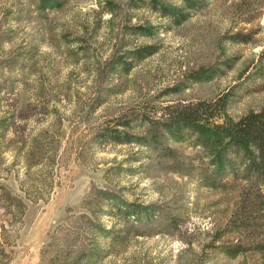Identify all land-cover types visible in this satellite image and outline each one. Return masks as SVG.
Returning a JSON list of instances; mask_svg holds the SVG:
<instances>
[{
	"label": "rangeland",
	"instance_id": "obj_1",
	"mask_svg": "<svg viewBox=\"0 0 264 264\" xmlns=\"http://www.w3.org/2000/svg\"><path fill=\"white\" fill-rule=\"evenodd\" d=\"M133 2L67 0L41 10L38 0H0V264H264L252 251L229 258L221 250L239 237L249 246L228 223L241 191L258 184L230 176L205 186L212 168L191 139L168 141L170 158L104 136L120 115L134 116L132 131L142 134L144 116L226 93L235 119L263 109L264 79L250 67L264 31L255 44L226 40L252 27L234 13L236 0H206L182 25L148 0ZM140 25L154 27L153 35L134 34ZM145 45L156 53L129 73L112 71ZM227 59L231 68L222 66ZM213 66L220 72L211 81L189 80ZM125 202L153 205L163 218H124Z\"/></svg>",
	"mask_w": 264,
	"mask_h": 264
},
{
	"label": "trees",
	"instance_id": "obj_2",
	"mask_svg": "<svg viewBox=\"0 0 264 264\" xmlns=\"http://www.w3.org/2000/svg\"><path fill=\"white\" fill-rule=\"evenodd\" d=\"M147 0H134L133 6H139ZM181 5L167 3L165 0H148L153 11L169 19L174 25H182L191 13L205 6L206 0H180ZM234 13L239 14L243 23L251 25L247 32H230L226 40L231 44H255V36L264 31L261 24L264 15V0H236ZM67 0H38L41 10L61 8ZM134 34L152 36L154 27L140 25L134 27ZM156 47L145 45L130 51V56H122L112 64V71L118 70L129 73L133 62L142 61L156 53ZM235 61V60H234ZM222 66L231 68L232 59H227ZM250 68L254 72L252 77L264 79V50L259 60ZM220 69L216 66L201 67L191 72L189 80L194 83L211 81ZM184 84V83H182ZM177 85L165 91L166 95L177 94L184 87ZM230 93L219 96L216 100L198 102H178L162 108L159 116L150 118L144 116L141 120L148 124L142 134L132 131L136 118L130 115H120L110 122L108 132L104 136L120 144H137L149 147L159 152L162 157H175V151L167 143L183 142L187 139L194 141L209 159L212 171L203 175L205 186L218 187L228 177L239 178L247 182L258 184L252 192H242L237 212L233 213L228 225L233 232L244 235L248 239V247H244L242 238L235 245H226L221 250L229 258H236L248 251L264 256V108L259 111H249L238 119L233 118L228 111ZM227 185V184H226ZM124 209L119 212L124 218L134 219L136 222L153 223L163 216L156 217L155 206L124 203ZM174 226L172 216L164 217ZM264 232V231H263ZM219 234V233H218Z\"/></svg>",
	"mask_w": 264,
	"mask_h": 264
}]
</instances>
